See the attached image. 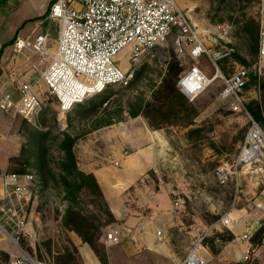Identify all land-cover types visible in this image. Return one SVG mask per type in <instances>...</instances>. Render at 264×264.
<instances>
[{"label": "rangeland", "instance_id": "rangeland-1", "mask_svg": "<svg viewBox=\"0 0 264 264\" xmlns=\"http://www.w3.org/2000/svg\"><path fill=\"white\" fill-rule=\"evenodd\" d=\"M177 3L193 24L209 32L211 38L206 41L211 50L224 53L233 49V52L214 64L207 56L195 60L188 53L175 54L169 41L142 61L128 86H110L66 114L60 112L58 101L45 89L41 95L42 109L36 115L24 118L3 113L6 125L0 126V144L3 150H9V157L7 167L0 171V187L4 173H33L43 184L28 214L37 240L22 242V247L38 259L49 264H82L73 242L77 233L65 225L68 223L65 216L71 210L81 217L73 223L81 226L83 232L91 225L99 228V232L89 230L95 234L94 250L105 261V251L98 240L106 236L111 218L91 181L72 170L69 150L82 172L77 159L81 147L76 145L91 144L95 132L103 127L139 115L167 138V147L154 165L151 177L179 201L177 225L170 231L172 252L165 256L152 254L151 264H179L192 246L188 232L194 231L196 239L200 238L207 228L229 213H233L237 223L242 215L253 220L251 217L259 214L260 225L264 226V180L245 173L238 192L233 186L219 185L215 177L219 167L237 156L250 126V116L259 120L251 110L264 112V62L260 67L258 55L260 0H177ZM44 29L49 46L54 47L60 23L47 18ZM224 29L229 32L222 40ZM13 55L16 60L26 59V54ZM27 57L35 58L30 53ZM122 65L126 66L125 60ZM194 65L209 77L217 74V68L225 77L242 68L248 70L245 108L234 109L221 99L224 88L221 78L190 102L179 92L177 81ZM19 84L14 83V90ZM218 226L221 231L219 227L214 229L203 245L210 249L217 264H239L241 259H225V263L220 260L226 243L222 240L228 237L229 229L222 223ZM250 232L252 251L247 262L264 264V240L256 245L252 241L256 231ZM7 248H11L10 240L0 229V264H12Z\"/></svg>", "mask_w": 264, "mask_h": 264}, {"label": "built area", "instance_id": "built-area-1", "mask_svg": "<svg viewBox=\"0 0 264 264\" xmlns=\"http://www.w3.org/2000/svg\"><path fill=\"white\" fill-rule=\"evenodd\" d=\"M261 31L259 43L260 67L264 62V0H260ZM49 18L60 23V33L54 47L47 35L34 41L18 39L15 52L32 54L45 63L35 82H24L15 91L0 90V111L11 117L29 118L43 106L41 95L45 89L66 114L90 97L100 95L110 86H128L142 61L152 52L171 41L175 54H185L195 60L207 56L214 64L233 52H214L207 45L209 32L193 24L178 6L177 0H54ZM228 29H224L222 40ZM122 60L126 66L123 67ZM249 71L242 68L232 76L217 74L209 77L194 65L184 71L177 88L190 102L200 98L221 78L224 88L220 94L234 109L245 108ZM264 180V112L257 121L250 116L248 132L237 156L215 172L219 185L241 190L244 175ZM43 189L41 180L33 173H4L0 187V229L8 236L11 248L6 252L12 264H49L22 247L23 241L34 242L37 234L31 226L29 209ZM178 205V203H176ZM260 207V206H259ZM219 223L233 227V213ZM207 228L197 238L186 257L179 264H207L200 254L204 239L219 224ZM161 236V232L158 233ZM125 230L114 227L106 234V245L123 242ZM250 235L242 236L249 244L241 261L250 260Z\"/></svg>", "mask_w": 264, "mask_h": 264}, {"label": "crops", "instance_id": "crops-1", "mask_svg": "<svg viewBox=\"0 0 264 264\" xmlns=\"http://www.w3.org/2000/svg\"><path fill=\"white\" fill-rule=\"evenodd\" d=\"M53 2L0 0V52L3 51L0 90L15 91L13 87L17 81L20 84L35 82L44 70L45 63L40 57L29 58L26 53V59L16 60L12 54L16 53L14 45L18 39L33 41L38 35L48 36L44 27ZM2 116L4 120L0 126L2 123L5 126L6 118L0 112V119ZM166 145L164 134L154 131L140 115L118 125L103 127L95 132L91 144L76 145L81 147L77 153L79 169L94 176L116 220L106 227L107 233L114 227H122L126 235L116 246H107L105 235L98 240L105 251L103 262L96 251L76 234L73 242L78 247L82 264H136L141 260L143 264H151L152 254L165 256L172 252L170 231L177 225L179 201L169 191L157 186L151 177ZM8 155L9 150H3L0 144V171L7 167ZM258 215L251 217L253 220L242 215L241 221L228 228L235 240L224 243L220 257L223 263L225 259H242L249 246L243 242L242 236L261 227L262 216ZM188 233L193 245L195 232ZM200 254L207 264H217L208 247L203 245Z\"/></svg>", "mask_w": 264, "mask_h": 264}, {"label": "trees", "instance_id": "trees-1", "mask_svg": "<svg viewBox=\"0 0 264 264\" xmlns=\"http://www.w3.org/2000/svg\"><path fill=\"white\" fill-rule=\"evenodd\" d=\"M2 53H3V51L0 52V57H1ZM258 53H259V49H258ZM247 86H248V83H247ZM246 89H247V87H246ZM251 112L256 115V118L259 119L258 121H260L262 119V111H259V110L258 111L251 110ZM72 144H73V141H71V146H72ZM69 158L71 159L72 170L74 172H76L77 175H79L81 178L90 180L91 183L94 185L96 191L99 193L100 197L103 198L104 201H105V198H104V195L102 193V190L99 187V185H98L96 179L94 178V176L91 175V174H86L84 172H80L78 170L77 163H76L75 158L73 157V154H72V152L70 150H69ZM67 183H68V185L70 184L69 182H67ZM105 204H106V207H107L108 215L111 218V221H109L107 223V225H110L112 223H115L116 220L114 219V217H113V215H112V213H111V211H110V209H109L106 201H105ZM65 218L68 220V223H66L65 225H67L71 229V231L76 232L85 243H88L94 249V238H95V234L94 233L91 234L90 233V230L95 229L96 232H99L100 231L99 228H95L93 225H91V226L88 227V230L86 232H83L81 226H79L76 223H73V221L75 219L78 220V219H81V217L78 214H74V212H72L71 210H69L67 212ZM71 225H73V226L71 227ZM227 235H228V237L227 238H223L222 241H224V242H227V241L228 242H231V241H233L235 239V236L229 230L227 231ZM263 240H264V226H262L261 228H259L255 232V234L252 236V241L255 242L256 245H261L262 242H263ZM75 252L78 254L77 247L75 248ZM8 256H6V258H5V261L6 262L9 261V257L10 256L9 257ZM239 264H249V263L248 262H240Z\"/></svg>", "mask_w": 264, "mask_h": 264}]
</instances>
